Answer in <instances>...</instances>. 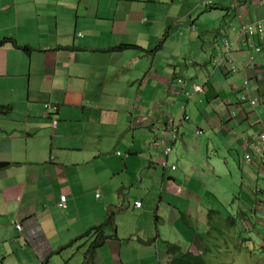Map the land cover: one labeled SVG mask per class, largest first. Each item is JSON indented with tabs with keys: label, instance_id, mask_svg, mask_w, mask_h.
Masks as SVG:
<instances>
[{
	"label": "crops",
	"instance_id": "obj_1",
	"mask_svg": "<svg viewBox=\"0 0 264 264\" xmlns=\"http://www.w3.org/2000/svg\"><path fill=\"white\" fill-rule=\"evenodd\" d=\"M204 1L0 0V41L32 48L0 45V264H81L108 216L92 264H169L168 243L224 264L264 243V148L244 159L264 124V35L233 42L236 71L218 64L264 0L209 1L224 26L200 33L183 21Z\"/></svg>",
	"mask_w": 264,
	"mask_h": 264
},
{
	"label": "built area",
	"instance_id": "obj_2",
	"mask_svg": "<svg viewBox=\"0 0 264 264\" xmlns=\"http://www.w3.org/2000/svg\"><path fill=\"white\" fill-rule=\"evenodd\" d=\"M205 4H211V2L205 0L204 1ZM190 28L194 29V24H191L190 25ZM255 34H259V35H264V20H258L256 22H245V21H242L241 23V26L239 28V33H238V36H237V39L239 41H228V39L226 38H223V46H224V51H223V56H221V60L218 61V64H220L224 59H227V61L230 62V70L231 71H236L237 67L235 65H233L231 62L232 60L230 59V53L232 51V48L234 47V43L233 42H238L241 43L243 41H247V40H251L253 38V36ZM254 51H260L261 50V46L260 45H257L253 42H249L248 44ZM250 59H252V56H250ZM187 63H193V62H196L197 61V58L196 57H189L187 60ZM185 80L184 78L182 77H177V83L180 84V83H183ZM250 82L251 80L248 79V78H244L243 81H242V87L244 89H247V87L250 85ZM192 87H193V90L195 92H198V91H202V87L201 85L195 83V82H192ZM191 94L190 91H186L185 92V95L187 97H189ZM199 101H201V99H199ZM240 101L241 103H250V104H254L256 99L255 98H249L248 95L246 94V92H242L240 94ZM47 108L49 109H52V105H49L47 104ZM232 115H235V112L232 111L231 112ZM184 118L185 119H188L189 116L188 115H184ZM53 123L55 124V120H53ZM200 130H196L195 133H199ZM247 152L244 154V159L246 161H251L252 160V154L254 152H258L260 151L261 149L264 148V124L260 127V130L258 132V134L256 135L255 138H253L252 140H250L247 144ZM170 147H166L165 148V153H168ZM119 154V152H117ZM166 159H163L161 161V164L163 166H165L167 163H166ZM172 169H175L176 166L175 165H171L170 166ZM99 193L97 192L96 193V196H98ZM66 199H67V195L66 194H61L60 195V200H59V205L61 206H65L66 204ZM134 205L136 207H139L141 206V202L139 200H136L134 201ZM16 228L18 230H22V224L19 222V221H15L14 222Z\"/></svg>",
	"mask_w": 264,
	"mask_h": 264
},
{
	"label": "rangeland",
	"instance_id": "obj_3",
	"mask_svg": "<svg viewBox=\"0 0 264 264\" xmlns=\"http://www.w3.org/2000/svg\"><path fill=\"white\" fill-rule=\"evenodd\" d=\"M207 1H212L213 3L218 4L219 5L218 7H220V9H221L222 6L227 5L232 0H219V1L218 0H207ZM216 4H214L212 7H209L212 4L211 5L207 4L205 6V4L203 3L202 5H199L198 6L199 7L198 8L199 11L197 13H195V15L191 14L192 15L191 17L193 19L189 18V17H186L184 19L183 23H187L188 25H190L191 22L193 21L195 23L194 25H196L198 27L199 22H202V23L206 22L205 24L207 26L211 25L212 26L211 28H213V27L220 28L221 26L223 27L224 23H222V21H223V15L222 14H224V13L222 12L223 10H219V9L213 8L214 6H216ZM180 13L182 14V13H185V12H180ZM200 13H202L203 16L200 18V20H198L199 18L198 17L195 18V17L198 14H200ZM232 15H233L232 12L230 14H228V16L230 17L229 19L233 21ZM194 18H195V20H194ZM196 26H195V28H196ZM203 29H204V26L201 25L200 28L198 29L199 30L198 32L201 33L203 31ZM182 31H183V33L185 32L183 34L184 37L188 38L189 29H186V30L182 29ZM195 31H196V29L193 31V34H195ZM186 32H188V33L186 34ZM183 49L185 50V52L189 51L188 47H183ZM263 201H264V199H263ZM246 217H249V219L251 218L249 213H248V215ZM249 219L248 220L245 219V223H246V225L248 227L247 229H249L251 231H254V229H256V224H255V227H254L253 219L252 218L250 220ZM225 225L228 226L229 224H225ZM216 229L218 230L219 228L218 227L217 228L214 227L213 230L210 231V234L212 235L211 238H214L213 234H214V230H216ZM217 238H219V237H217ZM254 238H257V237H254ZM221 240L223 241L225 239H221ZM242 243H240L241 245H243L242 246L243 247L242 251H239V252L235 251V252H233V253H231L229 255L226 254L225 258L223 259L224 264H264V243H257V246L254 245V247H253V245L251 243H246V242L243 243V244ZM251 247H252V250H250ZM251 251L253 253L255 252V254L252 253V255H251ZM57 258L58 257L53 256L52 260L57 259ZM53 263H55V262L52 261V264Z\"/></svg>",
	"mask_w": 264,
	"mask_h": 264
},
{
	"label": "trees",
	"instance_id": "obj_4",
	"mask_svg": "<svg viewBox=\"0 0 264 264\" xmlns=\"http://www.w3.org/2000/svg\"><path fill=\"white\" fill-rule=\"evenodd\" d=\"M11 42L17 48L22 49L23 51L29 53L31 51V47L29 45L18 44L12 38H4L0 41V45L5 42ZM133 44H118L111 46L109 49L112 50H123L125 48L134 47ZM12 110L11 104H0V114L6 115ZM8 162L0 161V170L8 166ZM107 227L114 228V222L112 216H108L104 222L99 225L93 226L90 230L85 232L83 235H87L92 233L94 236L92 240L89 242L86 250L84 251L83 260L81 264H92L95 252L99 246L103 244L105 239L108 237L105 229ZM167 252L169 254L168 263L169 264H209L206 259H204L200 254H194L190 251H183L179 244L177 243H168L167 244Z\"/></svg>",
	"mask_w": 264,
	"mask_h": 264
}]
</instances>
